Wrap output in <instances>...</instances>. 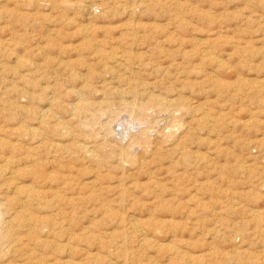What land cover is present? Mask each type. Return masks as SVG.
Segmentation results:
<instances>
[{
	"label": "rangeland",
	"instance_id": "374dc122",
	"mask_svg": "<svg viewBox=\"0 0 264 264\" xmlns=\"http://www.w3.org/2000/svg\"><path fill=\"white\" fill-rule=\"evenodd\" d=\"M0 138V264H264V0H0Z\"/></svg>",
	"mask_w": 264,
	"mask_h": 264
},
{
	"label": "bare ground",
	"instance_id": "6f19581e",
	"mask_svg": "<svg viewBox=\"0 0 264 264\" xmlns=\"http://www.w3.org/2000/svg\"><path fill=\"white\" fill-rule=\"evenodd\" d=\"M12 132H13V131H11V133H12ZM3 136H4V135H3ZM7 136H8V135H7ZM31 138H32V137H31ZM0 139H1V138H0ZM2 139H3V138H2ZM6 139L9 140L8 138H6ZM13 143H14V142H13ZM9 144H10V143H9ZM32 144H33V142H32ZM53 145H54V144H53ZM13 146H14V145H13ZM10 147H11V146H10ZM30 147H32V146H30ZM30 147H29V148H30ZM34 147H35V146H34ZM15 148H16V147H15ZM9 149H10V148H9ZM17 149H18V148H17ZM26 150H27V149H26ZM10 151H11V150H10ZM10 151H9V152H10ZM11 152H12V151H11ZM23 154H24V153H23ZM6 155H7V154H6ZM9 155H10V154H9ZM7 156H8V155H7ZM29 156H30V155H29ZM2 158H3V157H2ZM24 158H25V157H24ZM6 159H7V158H6ZM5 161H6V160H5ZM5 161H4V163H5ZM12 162H14V161H12ZM12 162H11V163H12ZM2 164H3V163H2ZM3 165H4V164H3ZM14 166H15V165H14ZM3 167H4V166H3ZM3 169H4V168H2L1 170H3ZM8 169H9V167H8ZM1 170H0V171H1ZM10 171H11V170H9V173H10ZM13 171H14V170H13ZM16 171H18V169H17ZM16 171H14V173H15ZM22 171H23V169H22ZM26 171H27V170H26ZM1 172H3V171H1ZM11 172H12V171H11ZM9 173H8V175H9ZM12 173H13V172H12ZM14 173H13V174H14ZM25 173H26V172H25ZM6 174H7V173H6ZM21 174H22V173H21ZM0 175H1V174H0ZM3 175H4V173H3ZM8 175H6L7 179L9 178ZM48 176H49V175H48ZM0 177H1V176H0ZM15 177H16V174H15ZM15 177H13L12 179L15 180ZM2 178L4 179V176H2ZM10 178H11V177H10ZM29 178H30V177H29ZM45 178H46V177H45ZM5 179H6V178H5ZM5 179H4V180H5ZM47 179H48V178H47ZM8 180H9V179H8ZM14 180H13V181H14ZM20 180H22V179H20ZM11 181H12V180H10V183H11ZM13 181H12V182H13ZM40 181H41V180H40ZM5 182H6V181H5ZM7 182H8V181H7ZM15 182H16V181H15ZM37 182H38V181H37ZM10 183H9V184H10ZM6 184H8V183H6ZM13 184L16 185V183H11V185H13ZM29 184H30V183H29ZM1 185H2V184H1ZM7 186H8V185H7ZM16 186H17V185H16ZM16 186H15V187H16ZM24 186H27V185L24 184ZM28 186H29V185H28ZM19 187H20V183H19ZM19 187H18V188H19ZM29 187H31V186H29ZM29 187H27V188H29ZM6 188H7V187H6ZM16 188H17V187H16ZM49 188H50V187H49ZM47 189H48V188H47ZM16 190H17V189H16ZM4 191H5V190H4ZM29 191H30V190H29ZM34 191H35V190H34ZM38 191H39V190H38ZM32 192H33V190H32ZM32 192H31V193H32ZM35 192H36V191H35ZM29 193H30V192H29ZM54 193H56V192H54ZM54 193H53V194H54ZM1 195H2V194H1ZM9 195H10V194H9ZM9 195H8V196H9ZM12 195H13V194H12ZM50 195H51V194H50ZM30 196H32V194H30ZM14 197H15V195H14ZM14 197H13V198H14ZM28 197H29V196H28ZM54 197H55V196H54ZM15 198H16V197H15ZM36 198H37V197H36ZM42 198H43V196H42ZM0 199H1V198H0ZM40 199H41V198H40ZM18 200H19V199H18ZM17 203H18V202H17ZM25 203H26V202H25ZM12 204H13V203H12ZM15 204H16V203H15ZM2 206H3V205H2ZM15 206H16V205H15ZM17 208H18V207H17ZM40 208H41V207H40ZM19 209H20V208H19ZM3 210H4V209H3ZM15 213H16V212H15ZM19 213H20V212H19ZM24 213H25V212H24ZM26 213H27V212H26ZM21 215H22V214H21ZM40 216H42V215H40ZM16 217H17V216H16ZM25 217H26V216H25ZM36 217H37V215H36ZM22 218H23V217H22ZM27 218H28V217H27ZM14 219H15V218H14ZM19 219H21V218H19ZM28 219H29V218H28ZM35 219H36V218H35ZM28 221H29V220H28ZM31 221H32V220H31ZM23 222H24V218H23ZM41 222H42V221H41ZM1 223H2V222H1ZM14 224H15V223H14ZM18 224H19V223H18ZM35 224H36V223H35ZM12 226H13V225H12ZM21 226H23V225H21ZM31 226H32V225H31ZM15 228H17V227H15ZM30 228H31V227H30ZM29 230H30V229H29ZM32 231H33V230H32ZM22 232H23V231H22ZM7 264H8V263H7Z\"/></svg>",
	"mask_w": 264,
	"mask_h": 264
}]
</instances>
